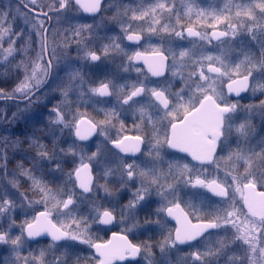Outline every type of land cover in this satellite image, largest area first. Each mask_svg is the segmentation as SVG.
Segmentation results:
<instances>
[{"label":"snow or ice","instance_id":"1","mask_svg":"<svg viewBox=\"0 0 264 264\" xmlns=\"http://www.w3.org/2000/svg\"><path fill=\"white\" fill-rule=\"evenodd\" d=\"M193 7L187 8V15L189 23L192 21L191 13L195 6V0H192ZM79 8L87 13H97L101 11V0H50L44 3L43 0H23L22 8L27 9L25 13V20L32 24L33 32L28 34L29 41L35 43L33 37L40 36V53L36 60H42L45 53L48 52L46 39L44 34L47 32L45 24L52 18L55 13L57 19L65 12V10ZM160 10V11H157ZM131 12L130 20L145 21L150 32L160 33L166 32L176 37H183L186 31L189 36L201 37L205 34L194 30L191 26L180 25L177 30L176 26L171 23V17L176 15L174 12V5L166 4L162 0H156L149 7L139 6L135 9H129ZM169 15L165 17L164 13ZM35 13L33 16L32 14ZM227 13V15H224ZM11 12L0 15V20L6 24L7 16ZM205 16L203 9L196 11V17L202 18ZM180 24V18L176 21ZM219 23H227V28L231 29V35L234 37L238 30L244 29L249 32L252 39L256 40L261 48V55L258 59H253L249 55L244 54V59L238 63L230 60L224 52L219 55H203L198 57L192 63L191 70L186 78L191 81L186 87H181L178 91L169 92L167 88L153 87L149 88L144 84L139 86L133 85L130 92L119 96V100L123 105H128L129 108L138 106L140 116L138 117L143 126L147 128L152 124L151 132L154 135L147 137V144H145L146 137L144 135H125L122 138L113 140L114 148L118 149L120 153H141L144 152L150 157V160L144 165V169L139 172L143 177L141 181L143 190H137L134 194L133 200L126 206L128 209L135 208L140 201H144L146 195L150 194L152 190L157 191L167 203L159 209V212L166 213L176 221L177 227L173 234L169 233L168 237L160 244V249L163 252L167 247H175L177 243L184 244L189 241L197 240L198 237L208 229H224L223 235L230 236L234 248H228L227 241L220 242L218 248H208L203 252L197 251L192 253L193 264H220L218 259H210L209 257L225 256L224 264L232 261V264H264V143L251 146L247 143V133L245 125L241 124L236 132L240 134L243 141L238 139L235 151H227L223 145L222 137L225 135L226 122L228 123V130L231 129L232 117L231 113L235 111L236 105L229 104L224 98L222 91H218L212 85L200 83L201 81L212 80L213 84L219 82L227 86L229 93L235 92L237 95L249 86L250 78H253V68H258L260 78L264 79V0H228L224 7L220 10H214L211 19L208 21V27H215ZM0 24V44L4 43V36L8 35V45L6 49L9 56L19 54L20 49L14 47L16 40L12 37L17 36L15 32ZM85 25L83 28H90ZM135 24H129L128 29H135ZM143 28V25H140ZM83 28L74 29L72 39L79 44L78 37L82 36ZM67 35V34H65ZM229 35L228 30L219 32L214 31L212 36L219 39ZM128 40L139 41L141 35L133 34L127 35ZM68 46V42L65 41ZM119 48V45L105 46L103 53L107 55L109 48ZM77 56L83 55L86 59L91 61H98L100 55L97 51H83L79 47L72 49ZM71 55V52L67 53ZM189 49L182 48L177 51L175 48L169 47L164 50L162 47L153 49L150 55H142L137 52L134 59H143L148 65V70L153 76L162 75L161 69L165 66L169 57L173 60V66L181 68L186 66L184 62L185 57L194 56ZM50 57H55V49L50 53ZM16 56H13L15 59ZM204 61L209 63L205 65ZM251 65V67H249ZM23 66L24 79L15 89L16 92L21 93L19 97L10 96L12 99H27L31 103V97L39 91L44 84V79L41 78V73L44 77L48 75V70L52 67L51 58L41 66L35 60L31 63L17 65V70ZM31 67V74L28 73V68ZM209 73L213 74L209 76ZM177 73H174L176 75ZM80 75L79 72L69 75V82L63 86L62 97L67 101L71 99V93L79 87L81 92L84 91L83 83L79 85L72 83ZM181 80L185 77L181 76ZM51 85H49V88ZM264 88V85L261 86ZM211 88V92L209 91ZM90 93L96 96H111L116 94V85L109 82H101L99 86H93L88 89ZM140 97L141 99H135ZM131 102V103H130ZM27 107V105H26ZM46 107V106H45ZM52 118V123L56 125H63L68 127L67 119L64 110L58 106H54L51 112L47 113ZM43 115L42 112L36 113L31 119L37 120ZM115 115V112L105 113L106 119L94 122L91 119H85L82 116L76 117L73 115V126L75 128V136L83 141L88 139L98 127L105 123H109L108 117ZM155 117V120H154ZM167 121V123H165ZM159 125V126H157ZM162 135V139H161ZM35 139V138H33ZM243 144V146H242ZM145 145L142 152L141 146ZM173 149L179 153H185L194 161L200 164L215 163V172L202 174L194 172L189 169L188 165L180 168L178 165L168 164V173L163 171L166 161L164 156L166 153L162 151L164 146ZM219 149V152H218ZM74 159L70 162L76 165L72 172L68 173L69 181L73 184L71 191H60L50 187L44 181V176L37 178L34 174V169H24L21 165V173L28 178L34 192L40 196L43 201L44 210L38 211L34 216L32 222L26 225L27 236L33 238L41 234H47L54 242L53 247L72 249V245L68 243L58 244L60 241H79L81 244H88L95 248L99 257L97 264H114L115 261H124L131 257L135 259L140 253L141 249H149V245L134 244L127 235L113 236V241L105 244L92 243L88 235L89 230L93 225H110L115 220L112 211L107 209H97L96 214L91 212L84 215L78 208L85 200H90V194L93 192L96 184L93 179V169L95 165L92 163L96 160L98 163L103 159L102 154L93 153L92 156L87 157V162L83 154L77 161L75 145L69 149ZM42 157H47L46 151L39 153ZM122 161L121 168L122 175L119 179V184L126 183L125 176L128 180H132L137 174V165L135 162L128 163ZM106 164L108 161H104ZM69 163V162H66ZM57 170L60 169V164H56ZM176 169L181 174L185 171L189 172L187 179L184 181L187 185L193 188H200L211 193L212 197H218L219 200L211 201L217 204L213 210L211 219L205 223H193L191 217L202 210L198 209L195 204H185L180 199L178 189L167 181L172 177V170ZM221 170L223 175L221 176ZM207 170L205 169V172ZM46 175V174H45ZM114 175V171L108 168L104 171L101 179L107 176ZM74 176V180H73ZM163 177L164 182L161 183ZM10 184L16 186V177L9 181ZM155 185V189H153ZM135 187V183L132 185ZM105 191H108L105 185ZM80 191L77 194L75 189ZM164 188L166 191H161ZM194 195H204L197 193ZM239 197V199H237ZM27 198V197H26ZM29 203H38L32 201ZM210 200L211 197H205ZM49 204L57 210V222H53L52 212L49 209ZM182 204H185L182 207ZM13 204L5 195H0V214L10 210ZM123 215V210L121 211ZM59 217L64 218V222L59 220ZM135 216L130 213V221L125 222V228L131 231L137 227ZM158 223L160 221H157ZM131 223V227H129ZM144 223H150L145 220ZM164 227L163 224H161ZM99 230V228H97ZM210 235H212L210 233ZM216 235H221L216 233ZM171 241V244H169ZM0 243H10L13 245L12 251L19 254V246L21 244V237L12 238L7 230H0ZM227 249V251H225ZM234 249L240 250V255L235 258L229 253ZM45 253L41 251L39 256H33L31 259L24 258V264H69L71 256H55L52 260L44 259ZM187 264V261H185Z\"/></svg>","mask_w":264,"mask_h":264},{"label":"flooded vegetation","instance_id":"2","mask_svg":"<svg viewBox=\"0 0 264 264\" xmlns=\"http://www.w3.org/2000/svg\"><path fill=\"white\" fill-rule=\"evenodd\" d=\"M13 2L22 8L23 0H13ZM43 2L48 3L44 0ZM152 2L153 1L150 0H101V11L97 13H87L79 8L70 9L72 18H70V20L64 25L63 32L55 31L56 14L53 13L52 18L45 24L47 32L44 34V38L46 39L48 52L44 54L42 59V63L46 64L51 58L52 67L48 70L45 83L41 86L39 91L35 92V95L31 100L36 98L40 99V93L50 84L61 60L67 59V61H69L71 65V74L76 72L80 73L72 83L79 85L82 81L84 91L81 92L79 87H77L70 94V112L72 118L70 135L71 142L76 148L75 159L78 161L83 154L85 162H87V157L92 156L93 153L102 154L103 159L99 163L96 160H93L92 163L95 165L93 169V179L96 187L92 193L85 194L90 195L91 199L85 200L82 205H78V208L86 216L89 212L95 215L96 210L101 209L102 206V209L112 211L115 216V220L110 225L92 226L88 232L91 242L105 244L109 241H113L114 235H127L128 239L134 244L149 245V249L145 250L142 248L141 253L135 259L129 257L124 261H115L114 264H185V261H187V264H193L192 253L197 251L203 252L208 248H218L222 241H227L229 248H234L231 237H225L223 235V228L210 229L205 232L203 236L198 237L197 240L189 241L184 244L177 243L175 247H167L162 252L160 244L168 237L169 233H172L174 238V231L177 227L174 219L168 217L166 213L159 212V209H161L167 201L158 195L157 191L152 190L150 194L146 195L145 200L140 201L135 208L128 209L126 207L128 203L133 200L134 194L137 190H143L141 184L143 177L139 175V172L144 169V165L150 160V157L146 152H144L143 156H141V153H136L135 155L132 153H120L118 149L114 148L112 141L122 138L125 135L131 136L140 134L146 137L145 144H147V137L154 134L151 132L152 124H149L147 128H145L141 120L138 118L140 116L138 106L129 108L128 105H123L119 100V96H123L125 93L130 92L133 85L139 86L140 84H144L149 88H167L169 92L178 91L181 87H186L187 84L191 83V81H187L186 78L191 70L192 63H194L198 57L203 55L216 56L221 52H225L230 60L238 63L240 60L244 59V54L250 56L249 50L252 36L249 32L244 31V29H240L233 37L231 35V29L224 28L226 26L225 24H223L224 26L208 30L206 29L208 23L203 21L188 24L183 18L186 14L184 6H174V12L176 15L171 17V23L176 26L177 30L180 29V25L191 26L194 30L205 34L203 38L189 36L186 31L182 38L166 32H150L145 21L130 20L131 12L129 9H135L139 6L149 7ZM23 11L27 13L28 10L23 9ZM32 15L34 16L35 14L33 13ZM164 15L167 17L168 13L165 12ZM178 18H180V24L176 23ZM129 24H135L137 27L134 30L129 28L126 33L125 28ZM85 25L91 27L83 28ZM140 25H143V28H141ZM81 28H83L84 34L78 37L79 44H77L76 41L72 39L73 30ZM222 30H228L229 35L214 41L212 39V33L214 31L219 32ZM133 31L135 34L141 35V39L138 42L127 39V35L133 34ZM28 34L29 33L25 34V44H23L22 41L24 48L22 47L21 49V62L24 64L33 62L40 52V36H34L33 39L35 43L32 44L31 41H29ZM65 41L68 42V46L65 45ZM116 44L119 45V48L110 47L107 55L103 53L105 46ZM226 46L229 48L226 49ZM77 47L83 51H97L100 55V59L98 61L86 59L83 52L80 56H77L76 52L72 51V49ZM159 47H162L164 50L172 47L177 51L186 48L195 55L191 57V61L189 57L184 58L186 66L183 68L179 66V63L174 67L173 60L169 57L165 66L161 69L162 75L153 76L143 59H134L133 57H135L137 52L142 55H150L153 49ZM54 49L55 57H50V53ZM69 52H71L70 56L67 55ZM204 63L207 65L209 62L204 61ZM174 73L177 74L174 75ZM212 75L213 74L209 73V76ZM181 76L185 77V80H181ZM251 81L252 78H250V90ZM101 82H109L110 84L116 85V94L111 96H96L88 91V89L93 86H99ZM200 83L212 85L213 87H216L218 91H222L226 102L229 104L241 106H247L249 104L248 98L250 90L247 94L238 97L236 94L230 95L227 86L219 82L213 84L212 80H208L201 81ZM1 88L2 87L0 86V89ZM10 88H12V85L8 86V89ZM209 91L211 92V88H209ZM135 99L141 98L137 97ZM19 100L20 99L0 98V103H19ZM106 112H115V115L108 117L110 120L109 123H105L101 125V127H98L86 140L81 141L75 136L73 115L76 117L82 116L85 119L99 122L106 119ZM234 112L230 114L231 117L234 115ZM165 123H167V121H165ZM231 128L234 130V127ZM229 131L228 123L226 122L225 135L222 137L223 143L226 140L227 132ZM233 137L234 136L230 139ZM162 138L161 135V139ZM38 142L40 150V123ZM144 148L145 145H142V152L144 151ZM162 151L166 153L164 156L166 164L163 169L165 173H168L169 171L167 167L168 164L178 165L180 168H183L184 165H188L189 169H193V166H195L194 172L192 173L193 175L195 172H200L205 175L215 172V163L200 164L198 161L192 160L187 154L169 149L166 145ZM121 157L123 158V161L128 163L135 162L137 165V174L132 180H128L125 176L126 183L123 185L119 184L122 172L118 165L122 164ZM73 159L74 157L70 158L63 177L61 174L60 177H55L53 181L44 178L45 183L54 189H59L60 191H71L73 189V184L69 181L68 173L72 172L73 168L76 166L70 163ZM105 160L109 163L106 164L104 162ZM108 168H111L114 171V175L101 179L100 177L103 176L104 171ZM205 169L207 170L206 172ZM189 174V172L185 171L183 178H181L180 172L174 168L172 170V177H174V179L170 178L167 182L172 183L178 189L180 199H182L185 204H195L198 209L203 206L202 210L195 213L191 219L193 223H205L208 219H211L213 210L218 207V205H208L206 211L204 197H211V199L215 201L220 198L212 197L211 193H207L204 189L193 188L190 185H187L184 181ZM38 178H40V175ZM163 182L164 180L162 177L161 183ZM133 183H135V187L132 186ZM105 185L108 188L107 192L105 191ZM152 187L155 189L156 186L153 185ZM79 191L78 188L75 189L77 194ZM161 191H166V189L162 188ZM197 193H203L204 195H194ZM185 204H182V207H184ZM49 209L52 212L53 222H57V210L52 204H49ZM42 210H44V205L40 198V208L38 211ZM122 210L123 215H121ZM130 213L136 218L134 222H137V227L131 231L125 228V222L130 221ZM146 219L149 220L150 223H144ZM59 220L64 222L63 217H59ZM157 221L160 222L158 223ZM161 224H163L164 227H162ZM129 227H131V223H129ZM97 228H99V230H97ZM210 233L212 235H210ZM216 233H220L221 235H216ZM42 235L43 236H41L39 240L30 243L56 248L53 247L54 242L49 235ZM56 243H68L73 246L72 249H70V261L72 264H97L98 262L99 257L95 248L90 247L88 244H81L79 241H60ZM169 244H171V241H169ZM209 258L218 259L220 264H224L226 260L225 256L222 258L221 256ZM228 264H232V261H228ZM236 264L238 263L236 262Z\"/></svg>","mask_w":264,"mask_h":264},{"label":"rangeland","instance_id":"3","mask_svg":"<svg viewBox=\"0 0 264 264\" xmlns=\"http://www.w3.org/2000/svg\"><path fill=\"white\" fill-rule=\"evenodd\" d=\"M50 2V0H44ZM155 3L156 0H150ZM166 4L174 6H184L187 13L188 7H193L192 0H162ZM228 0H195V6L191 13L192 21L189 23L188 15H184V20L188 24H194L199 21L208 23L214 10H220L224 7ZM247 2V0H244ZM21 7L13 2V0H0V15L11 12L7 16L6 24L0 20V24L18 35L12 37L16 40L14 47L20 49L19 54L16 56H9L6 49L9 47L8 35L4 36V43L0 44V98H8L10 96L19 97L21 93L16 92L15 89L24 79L23 66L17 70V65H22V41L25 44V34L33 32L32 24L25 20V12L22 10L18 12ZM203 9L205 16L202 18L196 17V11ZM169 15V14H168ZM227 15V13H224ZM70 9L65 10L59 20L55 15V31L63 32L64 25L70 20ZM172 19V18H171ZM174 21V20H173ZM226 26L227 23H219L215 27H208L206 29H215L219 26ZM41 38V37H40ZM24 48V47H23ZM229 48L226 46V49ZM223 50V49H222ZM225 51V50H224ZM227 51V50H226ZM260 45L256 40L252 39L250 43V57L253 59L260 58L261 55ZM40 53V52H39ZM225 53V52H224ZM35 62L43 66L42 60ZM251 67V65H249ZM31 67L28 73L31 74ZM71 74V65L69 61L61 60L56 68L54 77L51 80V87H48L40 93V99L36 98L31 100V103H18V102H5L0 103V195H5L12 201V208L0 214V230H7L12 238L17 236L21 237V244L19 246V254L12 251L13 245L10 243H0V264H24V258L31 259L33 256H39L43 251L45 253V260H52L55 256H71L70 249L66 248H52L51 246H40V244H31L25 237V228L28 222H31L40 208V196L37 195L31 187L28 178L21 173V165L24 169H34V174L37 178L44 176V178L53 181L55 177H60L67 169L66 162L72 158L69 151L73 144L71 142L70 124V100H63L62 92L63 86L69 82V75ZM41 78L46 81L47 76L44 77L41 73ZM45 83V82H44ZM12 88L8 89V86ZM264 79L260 78L258 68H253V78L251 81V90L249 93V104L247 106L236 105V110L232 116V128L227 132L226 140L223 145L227 151H235L238 139L243 141L240 134L236 129L241 125H245L247 133V143L253 147L264 143ZM21 100V99H20ZM40 112L43 115L39 118V122L34 117L36 113ZM27 105V107H26ZM46 106V107H45ZM54 106H58L64 110L65 115L68 117V127L63 125H56L52 123V118L47 113L51 112ZM39 123H40V150H39ZM232 130V131H231ZM234 136L232 139H230ZM35 138V139H33ZM243 146V144H242ZM231 149V150H229ZM41 151L47 152V157L39 155ZM60 164V169L57 170L56 164ZM46 174V175H45ZM223 170H221V176ZM16 177V186H13L9 181ZM30 198L32 201L38 203H29ZM207 197V196H205ZM204 197V204L206 211L208 205H212L211 201ZM239 199V197H237ZM229 248V246H228ZM227 251V249H225ZM235 251V252H234ZM229 254L233 257L240 255V250L235 249ZM223 256L221 255V258ZM238 263V261H236ZM69 264H72L69 261Z\"/></svg>","mask_w":264,"mask_h":264},{"label":"water","instance_id":"4","mask_svg":"<svg viewBox=\"0 0 264 264\" xmlns=\"http://www.w3.org/2000/svg\"><path fill=\"white\" fill-rule=\"evenodd\" d=\"M35 14V13H34ZM221 38V37H220ZM219 38V39H220ZM212 39L214 40V41H217V40H219V39H217V38H215V37H213L212 36ZM249 90H250V81H249V86H248V88H246L245 90H243V91H241L240 92V94L239 95H237L235 92H232V93H229L230 95H233V94H236L238 97H240V96H243V95H245V94H247L248 92H249ZM33 97V96H32ZM31 97V98H32ZM2 101H4V100H2ZM19 102L20 103H26V102H28V100L27 99H25V100H19ZM210 229H208L207 231H209ZM206 231V232H207ZM25 234H26V237H27V239L30 241V242H36L37 240H39L40 239V237L41 236H43L42 234L40 235V236H36V237H33V238H29L28 236H27V231H26V229H25Z\"/></svg>","mask_w":264,"mask_h":264}]
</instances>
